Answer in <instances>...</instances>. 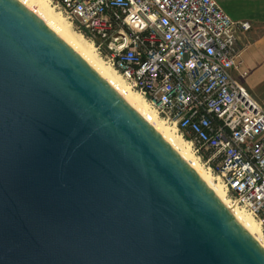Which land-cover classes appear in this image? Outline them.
I'll return each instance as SVG.
<instances>
[{"label": "water", "instance_id": "water-1", "mask_svg": "<svg viewBox=\"0 0 264 264\" xmlns=\"http://www.w3.org/2000/svg\"><path fill=\"white\" fill-rule=\"evenodd\" d=\"M0 264H264L164 138L0 0Z\"/></svg>", "mask_w": 264, "mask_h": 264}, {"label": "built area", "instance_id": "built-area-1", "mask_svg": "<svg viewBox=\"0 0 264 264\" xmlns=\"http://www.w3.org/2000/svg\"><path fill=\"white\" fill-rule=\"evenodd\" d=\"M46 1L176 126L264 234V110L234 75L237 34L250 23L232 21L213 0Z\"/></svg>", "mask_w": 264, "mask_h": 264}, {"label": "bare ground", "instance_id": "bare-ground-1", "mask_svg": "<svg viewBox=\"0 0 264 264\" xmlns=\"http://www.w3.org/2000/svg\"><path fill=\"white\" fill-rule=\"evenodd\" d=\"M36 16L72 51L82 58L118 95L141 115L192 168L230 211L240 226L264 249V234L260 223L250 214L230 201L221 180L200 160L192 150L189 141L178 132L175 125H169L149 106L147 101L122 79L97 53L93 44L73 30L71 23L50 6L46 0H17Z\"/></svg>", "mask_w": 264, "mask_h": 264}, {"label": "crops", "instance_id": "crops-1", "mask_svg": "<svg viewBox=\"0 0 264 264\" xmlns=\"http://www.w3.org/2000/svg\"><path fill=\"white\" fill-rule=\"evenodd\" d=\"M213 1L232 21L251 25L250 31L237 34L241 66L234 75L252 97L264 85V0ZM241 71L247 73L244 79Z\"/></svg>", "mask_w": 264, "mask_h": 264}, {"label": "rangeland", "instance_id": "rangeland-1", "mask_svg": "<svg viewBox=\"0 0 264 264\" xmlns=\"http://www.w3.org/2000/svg\"><path fill=\"white\" fill-rule=\"evenodd\" d=\"M58 12V11H57ZM76 31L75 29H73ZM77 32V31H76ZM87 40V39H86ZM88 41V40H87ZM253 99L258 103V105L264 110V85L259 89L258 94L252 96ZM187 141V140H186Z\"/></svg>", "mask_w": 264, "mask_h": 264}]
</instances>
